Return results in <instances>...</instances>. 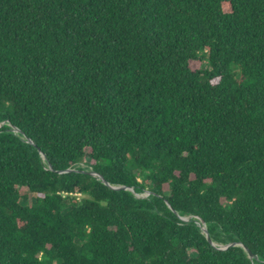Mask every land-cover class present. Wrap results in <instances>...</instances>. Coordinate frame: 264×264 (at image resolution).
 <instances>
[{
  "label": "trees",
  "instance_id": "obj_1",
  "mask_svg": "<svg viewBox=\"0 0 264 264\" xmlns=\"http://www.w3.org/2000/svg\"><path fill=\"white\" fill-rule=\"evenodd\" d=\"M0 264H264V0H0Z\"/></svg>",
  "mask_w": 264,
  "mask_h": 264
},
{
  "label": "rangeland",
  "instance_id": "obj_2",
  "mask_svg": "<svg viewBox=\"0 0 264 264\" xmlns=\"http://www.w3.org/2000/svg\"><path fill=\"white\" fill-rule=\"evenodd\" d=\"M199 62H200V61H199ZM199 62H193V61H191V62H190V65H191L192 67H194V66H200V64H201V65L204 64V62H202V61H201L200 64H199ZM19 193H20L21 195H25L27 200H29L30 197H31V193L27 190V188H26L25 186H20V187H19ZM189 254H190V255H193V251H192V250H189Z\"/></svg>",
  "mask_w": 264,
  "mask_h": 264
},
{
  "label": "water",
  "instance_id": "obj_3",
  "mask_svg": "<svg viewBox=\"0 0 264 264\" xmlns=\"http://www.w3.org/2000/svg\"><path fill=\"white\" fill-rule=\"evenodd\" d=\"M28 141L29 142H31V140L30 139H28ZM91 173V172H90ZM92 175H97L96 173H91ZM98 177H100V175H98ZM104 183H106L104 180H102ZM117 186H115V188H116ZM129 189V188H128ZM200 227H201V229H202V231L205 233V235H206V237H207V233H206V229H205V226H204V224L202 223L201 225H200ZM207 239H208V237H207ZM235 244H239V243H236V242H230V243H228V244H226V245H224V246H222V248H225L226 246H228V245H235ZM242 248L246 251V253H247V256L248 257H251V252L245 247V246H242Z\"/></svg>",
  "mask_w": 264,
  "mask_h": 264
}]
</instances>
